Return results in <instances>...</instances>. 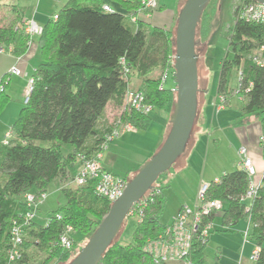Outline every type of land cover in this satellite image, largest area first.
<instances>
[{"label":"trees","instance_id":"1","mask_svg":"<svg viewBox=\"0 0 264 264\" xmlns=\"http://www.w3.org/2000/svg\"><path fill=\"white\" fill-rule=\"evenodd\" d=\"M241 1L254 3L253 0H239L234 5L235 20L228 47L232 55L229 57V50L221 59L216 94L231 93L227 79L229 70L233 67L241 71L237 93L244 95V99L239 116L246 123L251 122L250 115L258 116L259 137L264 139V68L247 58L248 53L264 44V24L238 16ZM156 3L154 8L143 9L145 16L159 9V0ZM103 4L112 11L102 9ZM142 6V0H68L44 25L39 23L42 31L32 37L24 32L26 19L17 5L9 6L11 16L8 24L0 26V47L4 48L0 54L21 56L37 38L39 61L29 75L15 65L12 67L19 69V74H12L10 67L0 78V112L10 101L6 88L12 78L18 76L27 80L32 77L34 80L27 101L24 102L23 95V105L4 140L0 141V264H68L80 251L73 252L79 237L77 233L89 237L108 213L112 201L96 192L97 179L88 178L82 185H76L75 180L80 165L78 155L86 159L93 157L104 133L113 125L111 122V125L100 128L98 123L108 104L121 108L129 87L142 89L145 101L153 111L144 114L123 108L119 115L121 122H129L136 130H146L150 126L153 112L165 110L169 117L173 110L176 98L173 89L176 85L166 88L163 84L173 72L174 30L146 26V19L137 18ZM136 18L139 19L137 24L133 21ZM121 58L129 68L126 75ZM165 69L168 76L160 88L161 74ZM156 70L158 76H150ZM132 76H136L138 86L130 84ZM216 103L217 97L214 105ZM261 138L258 143L264 157V141L261 142ZM41 140L49 144H38ZM62 144H69L72 149L63 153ZM174 165L176 161L158 175L151 189L140 198L146 196L142 205L143 216L140 222H135L131 242L122 244L114 239L98 264L183 262L156 260L143 250L146 240L157 238L180 211L181 206L169 223L160 220L166 201L165 189L171 184L165 179ZM259 176L252 180L257 182ZM215 178L201 180L209 182L206 197L219 199L223 209L213 210L204 217L203 223L211 222L212 227L207 230L204 243L193 239L190 262L205 264L204 251L211 232L231 231L232 226L244 219L247 223L246 230L242 232L244 240H252L253 249L259 251L256 259H251V254L248 259L254 264H264V184H260L255 196L249 198L245 193L250 180L241 167L225 171ZM54 179L63 183L60 191L64 204H59L43 220L38 213L47 196L46 189ZM197 186L195 197L199 184ZM32 193L44 194V199L33 207L26 202L27 194ZM13 223L21 228L23 240L17 248L20 254L11 259ZM68 225L71 229L67 236L71 238L72 245L64 248L60 236ZM43 248L46 249L44 257L34 260L32 253L41 252Z\"/></svg>","mask_w":264,"mask_h":264},{"label":"rangeland","instance_id":"2","mask_svg":"<svg viewBox=\"0 0 264 264\" xmlns=\"http://www.w3.org/2000/svg\"><path fill=\"white\" fill-rule=\"evenodd\" d=\"M160 1L161 3H164L166 7V9L164 8L165 10H161L162 14L160 17L163 19H167L171 18V16L175 13L178 14L184 0ZM238 2L239 0H210L207 4V7L205 8V11L202 14L201 21L199 22L197 27L198 29L196 38L200 40V43L196 46V51L198 53L197 73L199 84L197 96L198 107L199 101L203 99V110L201 109L202 112L200 114L201 107L198 108V119L193 128L194 131L192 133V137L188 142L184 154H182L176 160V164H178V162L180 161H185L187 164H190L189 168L181 172L187 177L194 178L195 175L198 177L202 175L204 178H208V176L212 175L211 178H213L218 174L219 176H221L223 170L227 171L237 167L238 153H236V151L235 154H237V158L236 160H234V163H231V158L234 155L232 142L237 146L240 144L238 147L246 146L248 148L250 158L254 162L257 172L264 169L263 153L258 143L260 139V133L258 131L259 117L255 114L250 115L251 123L249 125L246 122H243L239 116L240 108L242 107V102L244 99V95L237 93V89L239 87L238 77L240 71H237L233 67L229 70L227 79L228 88L231 90V93H222L220 95L216 94V82L219 76L221 59L224 58L227 52L230 50L228 49L229 35L230 30L232 29L233 22L235 20L233 8L234 5ZM0 3V26H2L8 24V19L11 16V13L9 10L10 7L4 6L6 3L5 0H0ZM111 5L112 7H116L115 4ZM157 13H159V11H156V9H154L152 12H150L151 16L147 17L146 19L151 20L150 22L152 24L155 23L153 21L154 19H152V16L153 14L156 15ZM137 15V18H141V16L146 15V12L141 9V11L137 12ZM133 21L135 22V24H137L139 22V19ZM175 24L176 21L174 20L167 21V25L164 26H169L171 30H174ZM143 26L146 28L147 25L145 26L143 24ZM250 54H252V52L247 54V58L250 57ZM228 55L229 57L232 55L231 50ZM150 76L157 77L158 71L156 70L154 72H151ZM135 83L138 84L137 79L135 80ZM163 85L166 88L175 86L172 73H169V76ZM221 95H223L225 102L223 101L224 107L222 106V108L218 110L216 106L220 101L216 103V106L214 105V102L216 96L219 98ZM18 103H20V100ZM16 104V101L12 100L8 102L7 106H10V112H17L19 107H17ZM116 110L117 111L115 112L113 107L107 106L106 111H108L107 113H111L114 116L112 117L111 114H108L109 117L118 118L122 111L121 108ZM159 112L164 113L165 111L159 110L157 112H153V123L146 130H141L144 136L139 137V133H141V131L138 132V129H135L136 132L131 131V135L130 132L124 136H130L131 139H135L136 141L138 140L140 142L139 147L145 148V146H152L154 139L159 136V129L161 128L162 124V120L159 119ZM109 125H111V123H109ZM248 125L250 127L249 133L244 129V126ZM247 134L249 137L247 143L249 145L243 142V139L247 137ZM117 138L115 139L117 140ZM197 138L199 139L197 140ZM38 144L47 145L49 144V142L41 140L38 142ZM61 147L63 153L72 149V146H70L69 144H62ZM145 151L146 150L138 152L140 154L145 153L148 158L154 155V153L150 155L149 152ZM123 160L127 161V157H124ZM122 173L123 172L117 174L122 176ZM133 174L134 172L132 174H128V176H126L125 178L130 179ZM183 182L185 183V181ZM62 184V181H60L59 179H54V181L49 184V187L46 189L47 196L44 199V202L42 203L40 211L38 213L39 218L44 220V217L54 212L55 208H57L59 204H64V196L60 191ZM187 184L188 182L186 181L185 185ZM165 191H167L166 193L172 192L177 197L179 196L176 184L168 186ZM168 208L164 209L165 211L160 217L161 221H165L164 217L169 216L170 208ZM134 225L135 218H126L124 221V226L120 230V233L118 234L119 236L116 239H118V241H120V243L122 244L131 242V232ZM246 226V221L242 219L237 222L235 226L231 227V231H212L204 251L205 264H219L216 263L218 258L220 259V263L222 264H254L251 260L248 259L249 255L252 252V249L254 248V242L250 239L244 240V237L242 235V232L246 230ZM77 234L79 235V237L76 241L74 247L75 250L73 252L79 251L81 249L80 247H82L89 238L88 235L82 236L80 232ZM73 252H71V255L73 254ZM45 253L46 249L43 248L41 252H35L34 255L32 253L31 256L34 258V260L39 261L44 257ZM57 264H67V262H58Z\"/></svg>","mask_w":264,"mask_h":264},{"label":"built area","instance_id":"3","mask_svg":"<svg viewBox=\"0 0 264 264\" xmlns=\"http://www.w3.org/2000/svg\"><path fill=\"white\" fill-rule=\"evenodd\" d=\"M143 6L145 8H154L156 6V0H142ZM240 7H238V16L244 18L247 21H254L264 24V4L259 3H244L240 2ZM102 9L107 11H112V9L103 4ZM24 32L30 37L34 35H39L42 31V26L35 22L33 19H26L24 23ZM4 48L0 47V52ZM249 60L259 67L264 68V44L256 47L252 54L249 55ZM174 55L172 56L171 63L173 65ZM121 63L123 65V73L126 75L129 72V68L125 65L124 59L121 58ZM12 74H19L20 70L16 67L9 69ZM161 84L159 85L162 88L163 81L167 78V70H163L161 74ZM241 71L239 73L238 79L241 77ZM32 77L27 78V84L24 89V102L27 101L30 94V90L33 87ZM174 91V89H173ZM124 102L121 107L127 110L133 109L144 114H148L153 111L152 106L145 101L144 93L142 89H135L129 87L124 94ZM220 101V102H219ZM223 101L225 99L223 95L219 98L217 97L218 105L216 108L219 110L223 106ZM224 107V106H223ZM112 127L108 132L104 133L102 141L98 144V150L95 152L94 156L91 158H85L82 155H78L80 165L79 172L75 177L76 185L85 184L88 178L97 179V184L95 186L96 192L102 196L107 197L110 201L113 202L117 197L122 194L123 188L126 185V179L120 176L115 175L111 171H107L101 165L102 153L108 148V144L111 140L120 137V135L131 132L135 130V127L129 122H121L118 118H113L111 120ZM9 135V133L7 134ZM261 138V137H259ZM264 141L261 138V142ZM238 166L241 167L249 177V186L246 190V197L252 198L255 196L258 187L260 184H264V169L262 171L256 172L254 163L249 155V150L246 146H241L238 149ZM264 158V157H263ZM258 174H260L257 182H254V179ZM215 181H218V178H215ZM209 189V182L206 180H201L199 183V188L197 191V200L193 206L183 205L180 207V211L173 217L172 222L164 228V231L158 235L157 238H148L144 243L143 250L146 253H149L156 260H162L166 262L171 261H183L188 264H195L190 262V250L192 248V242L194 238L200 240V242L205 241L207 236V230L211 229V222H204V217L208 216L213 212V210L223 209V205L219 199L213 198L209 199L206 197V192ZM158 192L159 189H156ZM146 198V196H145ZM145 198L140 199L135 202L134 207L128 211V215L135 218V222H140L142 220L143 211L142 205L145 204ZM44 199V194H31L26 196L27 205L33 207L37 206V203ZM56 217L59 218V215L56 214ZM12 228V239H13V248L10 252V258L13 259L17 257L20 252L17 249L18 245L22 243L21 228L17 223H13ZM71 229V226L66 227V231L60 236L61 244L64 248H68L72 245V240L67 236V232ZM258 249H253L250 255L251 259H256L258 256Z\"/></svg>","mask_w":264,"mask_h":264},{"label":"water","instance_id":"4","mask_svg":"<svg viewBox=\"0 0 264 264\" xmlns=\"http://www.w3.org/2000/svg\"><path fill=\"white\" fill-rule=\"evenodd\" d=\"M210 0H184L174 26L173 78L175 101L168 120V132L150 158L127 181L122 194L113 200L108 213L90 233L87 242L68 264H98L124 226L135 202L151 189L159 174L167 171L184 154L198 117L197 26ZM264 4V0H253Z\"/></svg>","mask_w":264,"mask_h":264},{"label":"crops","instance_id":"5","mask_svg":"<svg viewBox=\"0 0 264 264\" xmlns=\"http://www.w3.org/2000/svg\"><path fill=\"white\" fill-rule=\"evenodd\" d=\"M67 1L68 0H5L6 2L5 4L8 6L13 5V4L17 5V8L22 13L23 18L33 19L35 22L44 25L49 18L57 14L58 8L61 7L63 4H65ZM164 8L166 9L164 3H161V1L159 0V9H156V11H159V13H157L156 15L153 14L152 19H154L153 21L155 22L153 24L150 22L151 20L146 19L147 17L151 16L149 12H148L149 14L148 16H141V19L142 18L146 19L145 22H148V25H147L148 27H156V28L165 27L166 29H170L169 26L167 27L164 25H167V21H173V20L176 21L177 14L175 13L174 15H172L171 18L163 19L160 16L162 14L161 10H165ZM38 61H39V57H38L37 38H35L33 43L29 45L26 52L21 56L14 57L13 55L7 54V53L0 54V77L7 71V69L15 65L19 69L23 70L27 75H29L32 73V71L38 64ZM135 80H136V76H132L130 80V84L138 86V84L135 83ZM26 82L27 80H25L24 78L16 76L15 78H12L10 80L9 85L6 88V92L9 94L10 99L12 101H16L17 103L16 105L19 108L17 112L15 111L14 113H12L9 111L10 106H7L8 105L7 103L6 108L2 112H0V141L4 140L5 134L11 129L12 121L17 117V113L20 107L23 105L22 98L24 95V89L26 87ZM19 100H20V103H18ZM202 103H203V99L199 101V107H201L200 114L202 112L201 109L203 110ZM107 106L113 107L115 112L117 111L116 109H119V108H115L111 104H108ZM106 110H107V107L104 110L105 112L102 115L100 122H98L100 123L99 124L100 128L101 126L103 128L104 125L108 126L109 123H111V120L113 119L109 117L108 115L111 113H107L108 111ZM111 115L112 117H114L113 114ZM159 115H160L159 119L162 120L161 128L159 129L160 133H159V136H157V138L154 139L152 146H145V148L139 147L140 142L138 140L136 141L135 139H131L130 136H124L130 133V132H127L123 134L122 136H120L119 138H117V140L114 139L113 141H111V143H109V147L107 148V150H105L106 152L104 151L102 154L103 156L102 162H101L102 166L105 167L106 170H109V171L111 170L114 173L123 172L122 176H125V177L128 176V174H132L135 171V169L140 167V165L144 163V160L148 159V156L145 153L140 154L138 151L146 150L145 152H149V154L151 155L163 143L162 141L164 140L168 132L167 130L169 128V120H168L167 112L166 111L164 113L159 112ZM153 119H154V116H153ZM153 121L151 122V124L153 123ZM250 123L251 122L247 124L250 125ZM249 125L244 126L245 131H247L248 133L250 129ZM258 127H259V123H258ZM134 131L136 132V130ZM137 131L140 132L141 130H137ZM142 131L141 133H139V137L144 136ZM258 131L260 133V127L258 128ZM131 134L132 132L130 133V135ZM198 139L199 138H197V140ZM245 139H243V142L247 143L249 140L248 134H247V137H245ZM247 145L249 144L247 143ZM238 146L236 144H233L232 142L234 155L231 158V163H234V160H236L237 158V154H235V151L236 153L238 152L237 150L239 148ZM124 157H127V161L123 160ZM189 166L190 164H187L185 161H180L178 162V164L174 166V169H172L167 174V178L165 179V182H167V180L168 181L170 180L169 182L171 184L169 186H171L172 184H176V188L178 189L177 192H179V196L177 197L174 195V193L172 192L166 193L167 191H165L166 201H165L164 209L165 208L167 209L169 207L170 209L169 208L168 209L170 210L169 211L170 214L169 216L164 217L165 221H162L163 223H169V220L172 218L173 215H175L178 212L180 206L184 204L191 206V204L195 202V199H196L195 194H196V190L198 187L197 185L199 184L201 179H203L204 177L202 175H200L199 177L195 175L194 178H191V177H187L186 175L182 174L181 172L189 168ZM233 169L234 168H232L231 170ZM231 170H227V171H231ZM223 172H225V170H223ZM218 176L219 174L215 175L213 178L218 177ZM211 177L212 175L208 176V178H205V179H212ZM183 181H185V183L187 181L188 184L185 185ZM216 263L222 264L220 263L219 258L217 259ZM172 264H184V263L183 262L182 263L173 262Z\"/></svg>","mask_w":264,"mask_h":264},{"label":"clouds","instance_id":"6","mask_svg":"<svg viewBox=\"0 0 264 264\" xmlns=\"http://www.w3.org/2000/svg\"><path fill=\"white\" fill-rule=\"evenodd\" d=\"M238 81H239V79H238ZM127 183V182H126Z\"/></svg>","mask_w":264,"mask_h":264}]
</instances>
